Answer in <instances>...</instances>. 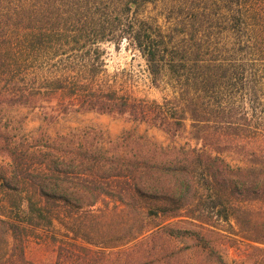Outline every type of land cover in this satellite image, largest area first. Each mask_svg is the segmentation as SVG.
<instances>
[{
    "label": "trees",
    "instance_id": "trees-1",
    "mask_svg": "<svg viewBox=\"0 0 264 264\" xmlns=\"http://www.w3.org/2000/svg\"><path fill=\"white\" fill-rule=\"evenodd\" d=\"M257 4L0 0V264H264V154L232 164L210 132L211 116L231 111L225 90L249 55L264 80ZM149 6L159 15L144 17ZM107 44L138 52L152 86L170 96L145 100L107 80ZM21 108L41 110L43 122L14 135L5 113ZM72 112L128 116L173 140L196 136L161 146L135 132L108 145L92 133L51 135ZM109 200L129 225L89 227L72 214ZM39 231L53 261L27 255ZM123 238L133 245L123 249ZM244 241L249 253L228 261L224 244Z\"/></svg>",
    "mask_w": 264,
    "mask_h": 264
},
{
    "label": "rangeland",
    "instance_id": "rangeland-1",
    "mask_svg": "<svg viewBox=\"0 0 264 264\" xmlns=\"http://www.w3.org/2000/svg\"><path fill=\"white\" fill-rule=\"evenodd\" d=\"M256 1L259 3L256 5L257 8L264 11V0ZM159 13V9L153 8V6L143 9L144 17L156 16ZM213 32L216 33L215 30H209V33L213 34ZM106 48L107 80L117 82L124 90L145 100L161 101L164 97L170 96V91L164 85L160 88L152 86L145 61L138 52L131 47H126V44H123L119 49L107 44ZM255 58L249 55L245 64L246 68H242L237 73V77L241 80L233 81L227 85L228 89L225 88L228 103L233 106L231 111L225 115L213 114L211 116L210 132L213 133L216 146L226 151L223 152V155H226L232 164L239 161L258 162L264 154L263 68L255 62ZM5 115L3 123L14 135L36 131L43 122V114L39 109H14L9 110ZM188 124L190 125V122ZM49 131L51 135L72 131L92 133L107 145L109 139L117 140L125 137L129 132L145 136L147 141L161 146H188V140L196 136V134L185 133L183 137L173 140L162 129L133 121L128 116L97 112H72L63 116L55 125L50 126ZM107 202V204L102 202L79 212L73 211L72 214L76 218L79 217L80 225L89 227L102 225L107 228L109 225H113L121 229L124 225H129V213L127 211L121 214L111 213L115 204L111 200ZM260 205L258 202L250 203L252 208H258ZM57 227L61 226L57 225ZM93 235L92 233L90 237H97ZM126 239L123 238L120 241H123V249L133 245V243H125ZM97 240L99 241L98 238ZM250 246L251 244L247 241L238 243L234 247L224 244L222 253L228 261L243 259L249 253ZM27 255L37 263L55 259V253L50 246L46 232L39 231L32 234L28 243Z\"/></svg>",
    "mask_w": 264,
    "mask_h": 264
}]
</instances>
